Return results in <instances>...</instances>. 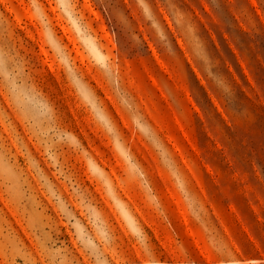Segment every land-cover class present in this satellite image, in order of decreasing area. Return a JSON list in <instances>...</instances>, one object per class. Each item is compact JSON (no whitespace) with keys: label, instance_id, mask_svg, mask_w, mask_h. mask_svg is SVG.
<instances>
[{"label":"rangeland","instance_id":"rangeland-1","mask_svg":"<svg viewBox=\"0 0 264 264\" xmlns=\"http://www.w3.org/2000/svg\"><path fill=\"white\" fill-rule=\"evenodd\" d=\"M0 264H264V0H0Z\"/></svg>","mask_w":264,"mask_h":264},{"label":"clouds","instance_id":"clouds-1","mask_svg":"<svg viewBox=\"0 0 264 264\" xmlns=\"http://www.w3.org/2000/svg\"><path fill=\"white\" fill-rule=\"evenodd\" d=\"M77 25H78V27H82L80 21L77 22ZM104 119L107 120V117L104 116ZM133 122L135 125L138 124V121L135 117H133ZM141 130H143L142 127H141Z\"/></svg>","mask_w":264,"mask_h":264}]
</instances>
